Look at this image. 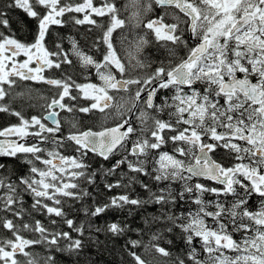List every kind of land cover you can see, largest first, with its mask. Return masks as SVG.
<instances>
[{"label": "snow or ice", "instance_id": "6c2138e0", "mask_svg": "<svg viewBox=\"0 0 264 264\" xmlns=\"http://www.w3.org/2000/svg\"><path fill=\"white\" fill-rule=\"evenodd\" d=\"M154 5L162 9L174 7L187 19L174 15V22L166 23L161 15L145 20ZM16 10L35 22L31 42L13 31L11 14ZM122 11L129 15L121 18ZM72 13L83 16L69 15ZM93 15L107 16V27ZM68 22L101 29L102 35L93 44L97 49L106 46L100 61L86 55L77 41L69 38L71 54L83 67L95 68L101 85L77 84L71 76L43 75L47 69L72 64L62 37L53 41L54 50L48 47L52 26L63 27ZM126 25L142 26L151 30L157 42H165L162 47L166 48L167 62L160 60L150 74L132 75L137 68L151 67V63L146 64L129 52L136 63L126 66L117 55L113 33ZM185 30L191 33L189 39L196 41L194 46L183 38ZM148 42L139 37L135 52L141 53ZM167 42L175 47H168ZM181 46L187 49V56L174 63ZM21 56L25 59H18ZM17 80L43 82L55 89L44 106V114L26 119L22 112L11 108V99L6 98H11ZM197 83L202 88L193 87ZM132 85L137 86L134 92ZM73 89L77 90L76 95L72 94ZM162 90L171 95L161 94ZM112 92L130 95L127 99L120 97L122 102L114 105ZM80 94L92 103L77 108L75 103L66 102V98L77 101ZM0 102V112L19 120L0 128V157L22 161L11 172L6 163L0 162V212L22 217L23 195L29 194L34 211L62 218L72 232L83 237L91 229L68 218L65 204L68 199L94 200L99 177L104 179L103 187L108 192L124 191L105 203L84 208L85 214L98 217L109 209L128 207L131 211V206H135L141 210L152 241L179 233L186 256L176 257L173 264H264V0H127L120 7L116 0H104L100 6L94 5L93 0H0ZM113 107L120 117L127 114V119L113 127L101 122L81 129L80 122L73 118L66 123L74 130L64 135L61 112L89 114L97 110L106 119L105 110ZM168 143L173 146L171 153L162 150ZM64 148H71L73 154L59 150ZM220 148L233 156L235 162L231 166L210 155ZM90 153L105 162L117 155L119 158L110 167L100 163L93 168ZM21 168L23 174H19ZM141 176L150 177V181L144 182ZM201 177L214 181L218 187L193 182ZM89 185L93 191L88 190ZM135 185L144 190L145 198L131 195ZM205 194L215 199L205 200ZM253 196L259 200L255 210L249 205ZM190 201L198 206L195 211L180 215L173 211ZM149 205L156 206V213L144 215ZM56 223L51 220V224ZM0 227L13 237L0 238V264H40L26 249L41 244L50 252L75 257L71 264H81L84 241L73 238L68 231H50L40 220L18 225L7 216L0 217ZM22 230L39 233L40 238L26 239ZM130 231L140 229H132L124 221L94 229L96 234H106L113 245V237ZM234 235L240 238L234 239ZM61 239L68 241L66 246L61 247ZM92 242L104 251H115L98 235ZM167 243L172 244L173 240L168 239ZM141 244L140 239H129L123 245L132 264H148L135 251ZM145 250L171 256L158 243L145 245ZM43 264L58 261L50 254L43 258ZM88 264L94 262L89 260Z\"/></svg>", "mask_w": 264, "mask_h": 264}, {"label": "flooded vegetation", "instance_id": "af4514ba", "mask_svg": "<svg viewBox=\"0 0 264 264\" xmlns=\"http://www.w3.org/2000/svg\"><path fill=\"white\" fill-rule=\"evenodd\" d=\"M73 3H79L81 0H72ZM104 0H93L94 5L100 6ZM127 0H116L117 6L120 7L123 4H125ZM167 13V15H165ZM69 15H76L80 18H82L83 14H77V13H72ZM129 15V12H121V18H125L126 16ZM164 15L165 16V22L166 23H172L173 21V16L174 15H179L180 17L187 19L186 17H183V13H180L178 9L174 7H168L166 9H162L160 7H157L154 5L153 11L147 13L144 16V19H151V18H156L158 16ZM93 19L97 20L99 24L104 25L107 27L109 23V18L107 16L105 17H97L93 15ZM67 19V17H65ZM185 25H181V28H185ZM36 28V26H35ZM35 28L34 32L26 38L28 42H31L32 36L35 33ZM51 32V39L48 41V47L50 50H54V44L53 41L57 38V36L63 38V47L66 51L69 52V58L72 60V64H63L61 69H47L43 75L47 77H53V78H62V77H67L71 76L72 79L77 83V84H96V85H101L102 81L99 79L96 70L94 67L89 66L87 68L83 67L78 60V58L75 55L71 54V41L70 37L75 39L78 43L79 48L86 54V55H91L95 60L100 61L102 60V53L105 51L106 46L101 45L99 49L93 47L94 42L97 40L99 36L102 35V31L100 28H97L93 25L89 24H84V25H74L71 22L66 23L63 27L53 25L52 28L50 29ZM145 37L149 42L144 45L143 50L141 53H136L135 52V43L139 39V37ZM191 37V33L187 30L184 31V36L183 38L188 41L189 46H194L196 41L193 39H189ZM126 38V39H125ZM21 39H24L22 37ZM165 42L160 41L157 42L154 34L151 32V30H148L146 28H143L142 26L139 28H132L131 26H127L123 29H117L113 33V45L117 51V55L121 57L122 61L126 64V66L129 65V62L131 64H135L136 60L131 59L128 56H126V51L132 49L130 52L133 53V55H136L138 59L143 60L146 64L151 63V67H145V68H137L134 72H132V75H147L150 74L155 70L156 67L159 66V61L160 60H165L167 62V52L166 48L162 47ZM168 47H175L174 45L171 44V42H167ZM134 48V49H133ZM128 54V53H127ZM187 56V49H185L183 46L179 47L177 49V57L174 58L173 62L178 63L180 58H186ZM18 59L23 60L25 57L21 56ZM35 64H32V67H35ZM113 71H115L113 69ZM117 78L119 79L120 76L117 73ZM136 85H132V91L134 92ZM193 87L196 88H202V86L197 83L193 85ZM185 91H188L187 88H185ZM55 89H53L51 86L43 83V82H38V81H21L17 80L16 86L13 87L12 92H11V98H6V100L11 99V108L13 110L20 111L22 114L25 116L26 119H30L32 115H42L44 114V106L46 103L50 102V99L52 95L54 94ZM72 94L76 95L77 90L73 89ZM115 96V100L113 101V104L115 105L116 103L122 102L120 100V97H124L125 99L128 98L130 93H125V92H112L110 93ZM161 94H168L171 95V93H164L162 90ZM158 94L157 96V103L159 102L160 95ZM67 103H75L77 105V108L80 106H87L92 103L90 99H84L82 94L79 95L78 100L73 102V101H68L66 98ZM2 103V102H0ZM59 111V110H57ZM105 112L108 114L107 118L105 119V114L100 113L97 110H93L92 113L89 114H83L79 112H74V113H67V112H61V119L63 123V132L64 135H67L70 130L68 124L66 121L71 120L75 118L80 122V127L81 129H86L88 127H93V126H98L99 123L103 122L104 126L106 127H113L117 123L120 122L121 119H127V114H125L123 117H120L117 112L115 107L112 109H106ZM164 118L167 119V115H164ZM19 123V120L17 117L5 113V112H0V128L8 127L9 125L12 124H17ZM3 139V138H0ZM29 141L32 140L31 137L28 138ZM51 147H55L54 145ZM172 144L168 143L166 145L162 146L163 151H168L169 153L172 152ZM66 155H72L73 152L71 148H64V149H59ZM90 157L92 158L91 160L95 161H102L105 162L99 158L94 157L91 153L89 154ZM212 158L216 160L217 162H220L224 164L225 166H231L235 161L233 159V156H230L227 154L225 149H217L215 153H210ZM119 158V155H117L115 158L111 159V162H106L110 164H114L116 159ZM130 159H135L134 157H129ZM181 158L182 157H178ZM0 160H7V165L9 167V170L11 172L13 165L12 161H17L19 163V166L22 164L21 160H17L15 158H8V157H0ZM12 167V168H11ZM126 166H123L125 168ZM150 168V167H149ZM21 171H24V168H21ZM193 182H199L206 184L209 187H218L216 183H212L209 180L206 179H194ZM208 197L211 199H215L214 196L211 194H208ZM231 199V197H229ZM259 200L256 196H253L252 199L249 202L250 208L252 210H255L258 207ZM208 220L211 221V218H208ZM234 239H239V235H234Z\"/></svg>", "mask_w": 264, "mask_h": 264}, {"label": "trees", "instance_id": "16d2710c", "mask_svg": "<svg viewBox=\"0 0 264 264\" xmlns=\"http://www.w3.org/2000/svg\"><path fill=\"white\" fill-rule=\"evenodd\" d=\"M12 24L13 31L17 32L18 37L28 38L33 32L35 28V22L27 18L20 10H16L15 13H12ZM16 110V108H15ZM17 111V110H16ZM0 162L6 163L7 160H0ZM111 162V161H110ZM93 168L99 166L100 163H103L105 167H110V163L102 162L100 160L95 161L91 160ZM13 169L19 166L17 161H12ZM11 170V171H12ZM124 172H127V168H123ZM19 174H23V172L19 171ZM144 182H149L150 177H140ZM108 179L114 180L115 177H109ZM104 179L98 177V187L93 191V186L89 185L88 190L93 191L95 199L84 198L82 201L73 202L70 199L66 201L65 211L68 218L73 219L77 225L83 224L86 228H90V231H86L83 237H80L78 233L72 232L71 229L63 222L62 218L59 217H49L42 212H36L31 208L33 197L29 194L23 195V207L24 212L22 217H12L11 213H3L0 212V217L7 216L10 219H13L15 223H29L34 224L35 220H40L45 227H47L50 231H68L70 232L73 238H80L84 241V249L82 251V255L80 256L81 264H88L89 260L94 262V264H132L131 257L127 256L126 252L123 251L124 243L129 239H140L142 244L139 248L135 249L142 256L143 259L148 261V264H173V261L176 257L184 258L186 256V250L183 242L181 241L179 233H169L167 236L159 241L151 240V232L148 231L147 225L144 223V219L141 216L140 209H136L135 206H131V211L126 207L123 210L117 209H109L106 213L101 214L98 217H90L85 214L83 211L84 208L89 206H95L97 204H102L107 202V200L118 193H122L124 190L122 189H113L111 192H108L103 187ZM83 186V185H82ZM134 197L145 198L146 193L139 185L134 186V191L131 193ZM205 200H213L208 197V194H205ZM17 210H19V206H16ZM198 206L191 201L185 205L184 207H176L173 208V211L180 215L182 212H187L189 210L195 211ZM156 206L149 205L148 211L144 215L155 214ZM55 219L57 223L55 225L51 224V220ZM126 222L132 229H140V231H130L125 236L121 237H113L112 239L115 241V245H113L110 241L107 240L106 234L99 233L96 234L94 229L96 227H103L108 223L112 222ZM210 224V220H207ZM156 229H152L155 231ZM21 235L26 239H39L40 234L32 231L22 230ZM98 235L99 239L102 242H105L109 249L115 248V251H104L100 246L94 244L93 238ZM110 235V234H108ZM0 238H13L11 233L0 227ZM173 240L172 244H168L167 240ZM68 241L63 239L60 240L61 247L66 246ZM151 243H158L161 247H165L168 251H170V257H164L159 253H156L154 250H145V245H150ZM198 246V245H197ZM27 251H31L37 259L40 260V264H43V258L48 255H54L58 261V264H71L72 260L75 257H69L67 253H59V252H50L48 247L45 245H35L30 249H26ZM17 259L23 261L25 258L23 256H17Z\"/></svg>", "mask_w": 264, "mask_h": 264}, {"label": "rangeland", "instance_id": "374dc122", "mask_svg": "<svg viewBox=\"0 0 264 264\" xmlns=\"http://www.w3.org/2000/svg\"><path fill=\"white\" fill-rule=\"evenodd\" d=\"M133 49H134V48H133ZM131 50H132V49H130V51H131ZM130 51H129V50H127L126 52H127V53H129ZM127 53H126V56H128V54H127ZM151 166H152V165L150 164V165H149V167L151 168ZM210 224H211V222H210Z\"/></svg>", "mask_w": 264, "mask_h": 264}, {"label": "water", "instance_id": "95a60500", "mask_svg": "<svg viewBox=\"0 0 264 264\" xmlns=\"http://www.w3.org/2000/svg\"><path fill=\"white\" fill-rule=\"evenodd\" d=\"M194 179H205V178L201 177V178H194ZM210 182L215 183L214 181H210Z\"/></svg>", "mask_w": 264, "mask_h": 264}]
</instances>
